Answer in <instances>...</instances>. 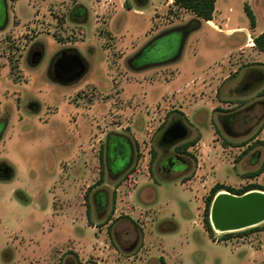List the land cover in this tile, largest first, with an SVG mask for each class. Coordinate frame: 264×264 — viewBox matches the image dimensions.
<instances>
[{
	"label": "rangeland",
	"instance_id": "374dc122",
	"mask_svg": "<svg viewBox=\"0 0 264 264\" xmlns=\"http://www.w3.org/2000/svg\"><path fill=\"white\" fill-rule=\"evenodd\" d=\"M80 2L90 7L89 18L86 11L75 14ZM168 2L153 15L148 0H131L133 8L122 0H0V29L9 17L0 30V166L8 170L0 173V264H128L132 253L141 264L147 254L139 251L147 249L140 222L150 212L140 209L136 220L129 212L149 204L147 188L156 192L159 219L172 211L179 223L161 239L166 264H264V221L224 238L230 231L214 228L211 237L203 220L215 183L264 182V167L252 174L264 163V80L243 88L246 70H264V62L238 65L237 50L229 63L221 60L232 39L217 26L229 18V26L247 28L253 37L264 27V0H217V20L208 23ZM85 17L83 35L78 21ZM62 41L75 44L88 64L80 84L64 94L50 68L63 53ZM38 44L41 62L32 66L39 56L30 52ZM209 65L219 71L195 83L194 73ZM236 113L239 132L229 134L219 115ZM176 116L189 129L181 141L192 142L184 154L191 165L168 176L177 180H163L158 161L175 147L158 140ZM116 133L134 149L131 168L118 176L110 174L109 155L116 173L130 156ZM190 179L195 195L178 183ZM97 190L106 194L98 212ZM114 213L113 225L102 231ZM122 218L138 226L134 246L126 239L131 233L115 232ZM159 229L154 223V233Z\"/></svg>",
	"mask_w": 264,
	"mask_h": 264
},
{
	"label": "crops",
	"instance_id": "0c3cea01",
	"mask_svg": "<svg viewBox=\"0 0 264 264\" xmlns=\"http://www.w3.org/2000/svg\"><path fill=\"white\" fill-rule=\"evenodd\" d=\"M122 1L125 2L126 0H122ZM128 1H129V3H131V0H128ZM148 1L152 4V6H151L152 10L151 11H152L153 15H154V13H156L157 11H159L161 9L159 4H160V2H162V0H148ZM171 3H173V0H169V2L167 4V7H169L171 5ZM134 6L135 5H133V7ZM133 7H131V8H133ZM82 11H86L87 17L89 18L90 7L87 4L81 3V6H79V10H76L75 14L76 15H81ZM217 11H218V8H217V0H216V9H215V12H214L213 19H211V21H213V22L215 20H217L216 19L217 18L216 17ZM87 17H85L84 19H80L81 21H78V25L81 27V32H82L83 35L85 34L84 33V29H83L84 22L86 21ZM8 19H9V17H8ZM204 21H205L204 23H208L206 20H204ZM227 21H229V18L226 19V24L224 25V27H222L221 25H217L219 27V29H221L222 31L216 30L218 32L223 33L227 38L232 39V43L228 47L226 55L223 56L221 60L225 61V63H229V59H231L229 53L232 50H237L239 52V54H241V58H240L241 62H239L238 65H244V64L249 63V62H258V61L264 62V51H262L259 48H257L255 46V44H254V36H256L259 33H261L264 30V27L260 28V29H258L256 31H253L254 36L252 37V35H250V32H248L247 28H246V31H244V30H242L243 27H239V26L231 27V26L228 25ZM8 22H9V20H8ZM8 24L9 23H6L5 25H3L0 30H3V31L6 30L8 28ZM247 35H249L248 39H247ZM250 39H251V41H250ZM40 44H41V42H40ZM40 44H38L36 47L40 48L41 47ZM62 45H63L62 46L63 53L71 51V52L75 53L76 56H78V55L82 56V54H80V52H78V49H77L75 44L74 45H70L67 42L62 41ZM41 58L38 61H33L32 60L33 63L31 65L32 66L38 65L41 62ZM219 64H221V65H217V66H222V63H219ZM20 68L22 69L23 65H20ZM50 68L52 69V72L60 70V66H57L55 64V60L52 61V64H51ZM50 68H49V70H50ZM207 68H209V69H207ZM256 68H259V67H253V68L247 69L246 70V74L249 71H251L253 69H256ZM204 70L203 69L202 70L198 69L197 72L194 73V78H195L194 82L195 83H197V81H201L202 83H206V82H208L210 77H212L215 73H217V72H215L216 70L219 71L218 68H216V69H214L213 67L211 68V65L205 66ZM56 82H58L59 86L61 87L60 91L63 93V92L66 91V89L75 88L76 87L75 84H78V83L80 84L81 79H80V77L76 76V77H70L67 80L65 79V81L63 79H56ZM186 113H188V112H186ZM61 143L63 144L62 141H61ZM65 161H67V160H63L61 162H65ZM59 172L60 173H67L64 170L63 171H59ZM67 177H68V173H67ZM169 179L170 180H177V179H174V178H169ZM169 179H163V180H169ZM192 181L193 180L190 179L187 182L178 181V183H180V185L184 186L186 189H189V192L192 193L193 195H195V191H194L195 189H193L192 186H189V185L192 184ZM149 182L154 183L155 180L153 178H150ZM98 192H99V194L97 195V202H95L96 207H97L96 208L97 212L100 211V208H102V206H103V204L105 202V197H106V194H105V192L103 190H97L96 193H98ZM142 193H143L144 199H146L147 203H149V204L144 206L143 208H139V210H136V209L131 210V212H129V215L136 220L138 216H140V217L142 216L143 217V213H144L143 210L150 212V214L147 215L150 218L147 219L144 222H140V225L142 226V229H143V233L141 235L142 236V241H143V247L146 248L147 251L146 252L142 251L143 250V248H142L139 251V253L140 254H142V253H146L147 254L146 258L142 259V263L141 264H145V262H150V264H159L161 256H164V258L167 259L166 256L164 255V252L166 251V249L164 248V243L161 241V239L167 238L170 235L169 232L177 230L178 227H179V223L176 220V218L174 217L175 213L172 212V211H170L166 215V217L162 216L161 219H159V216L157 215V209L154 206V204L152 203V202H155L154 200L156 198V194H155L156 192H154L152 188L144 189L142 191ZM63 202H66V201H63ZM62 204H64V203H62ZM105 204H106V202H105ZM140 209H143V210H140ZM118 215L119 214H115L114 213V217L113 218H110L106 223L101 225L100 228L102 229V231H105V229H107L111 225H113L114 220L118 217ZM185 216H188V215L186 214ZM160 220H161V222H160ZM189 221H191V218L189 219ZM157 222L160 225V229H159L158 233H154L153 225H154V223H157ZM131 223L132 222L128 218H126V219L122 218V219L119 220V222H117V224H115V228L114 229H115L116 233H123L126 236H128V234L131 233L132 236L129 237V238H126V239H130V240L132 239L131 243L133 242V243L137 244L139 239L137 240V237L135 236V234H136L135 233V228H136V231H137L138 226H136L137 224H135V223H132V224ZM167 224H169V227L166 226ZM127 225L128 226L131 225V226H129L127 228ZM93 227L95 228V227H97V225H94ZM102 237H103V234H102ZM154 237L160 239L158 244L156 243L157 241H154V239H153ZM78 242L80 243V241H78ZM155 249L157 250L156 252H155ZM77 252L80 253L79 251H77ZM135 256H136V254L132 253L130 256L126 257V261L128 262V264H139V263H135L134 262L135 261L134 260ZM82 261H84V260H82Z\"/></svg>",
	"mask_w": 264,
	"mask_h": 264
},
{
	"label": "flooded vegetation",
	"instance_id": "af4514ba",
	"mask_svg": "<svg viewBox=\"0 0 264 264\" xmlns=\"http://www.w3.org/2000/svg\"><path fill=\"white\" fill-rule=\"evenodd\" d=\"M1 14H0V18H1ZM8 17H6V20L4 22L3 25H5L6 23H8ZM2 25V26H3ZM42 50L40 48L37 47H32L31 50V54L33 55H38L40 54L42 56ZM41 58V57H40ZM55 64L57 66H60V70L57 71H53L56 79H64L66 77V75H70V77H81L83 74H85V72L87 71L88 68V64L87 61L85 60L84 57H82L81 55L76 56L75 53L68 51V52H64L61 56H58L55 58ZM246 76H248V80L243 82V88H247V86L250 87V85L257 84L261 81L264 80V70L260 69V68H256L253 69L251 71H249ZM236 114H231V115H219V120L221 122V125L223 126V129L228 132L229 134H236L239 131L237 130V128H235V118H236ZM182 124L185 126V124L182 122V120L176 116L174 117V119L164 127L160 138L158 140L159 144L163 147H167L170 145H174L175 147V151L170 152V153H166L164 152V154L161 156V158L158 161L157 164V170L159 173L164 175V179H169L172 177H168L171 176L172 174L176 173V172H182L187 170L190 165H191V161L189 159H187L185 157V152L189 149L187 148L185 152L180 151L177 149V146L181 143H183V141H181L185 136H187V134L189 133V129L186 127L187 129V133L180 137L179 135L180 130H179V125ZM115 137H120L121 140H123V144L120 146L122 148V152H124V155L126 156H130V161L128 162V164L123 167L120 168L119 171L116 173L114 171H116V163L115 161H113L109 155V164H110V174L112 175H120L123 174L124 172H126L128 169L131 168L132 164H133V154H134V149L133 146L130 142V140L122 135V134H115ZM261 155V152L259 150H255L252 152L251 156L252 158H259ZM153 157V155H151V158ZM9 169V168H8ZM8 170H7V165H1L0 166V173L2 174H7ZM99 194L95 192L94 194V200L95 202H97V195ZM135 243H131V245L133 246Z\"/></svg>",
	"mask_w": 264,
	"mask_h": 264
},
{
	"label": "water",
	"instance_id": "95a60500",
	"mask_svg": "<svg viewBox=\"0 0 264 264\" xmlns=\"http://www.w3.org/2000/svg\"><path fill=\"white\" fill-rule=\"evenodd\" d=\"M39 58H33L38 61ZM180 137L187 133L184 125H179ZM255 190V191H253ZM249 190L243 194L220 193L218 191L210 206V221L215 229L233 231L258 224L264 219V191Z\"/></svg>",
	"mask_w": 264,
	"mask_h": 264
},
{
	"label": "trees",
	"instance_id": "16d2710c",
	"mask_svg": "<svg viewBox=\"0 0 264 264\" xmlns=\"http://www.w3.org/2000/svg\"><path fill=\"white\" fill-rule=\"evenodd\" d=\"M173 3L180 8L193 12L196 15L197 17L196 19L198 21L200 20L208 21V20L213 19L214 12L216 9V0H173ZM125 5L128 8H131L128 0L125 1ZM244 9H245L247 16L249 17L250 24L252 26H255L256 17H255L254 11L252 10V8L250 7L248 3L244 4ZM254 44L257 48L264 51V30L258 35L254 36ZM191 143H192L191 141L183 142L177 146V149L185 152L186 149L189 147V145H191ZM263 167H264V163L258 170H256L252 174L260 173L263 170ZM222 189H227L229 192L234 193V194H243L253 189L264 190V182L263 183L254 182V183L247 184L240 188H236L230 185H225L221 182H217L212 186L205 200V207H204V214H203L205 228L207 229L211 237L214 234V227L212 226V223L210 221V206H211V203H212V200L215 194ZM254 229H257V228H250L248 230H241V231L225 232L223 234V237L229 238L234 235H241L248 231H252ZM160 262L161 264H166V259L164 258V256L160 257Z\"/></svg>",
	"mask_w": 264,
	"mask_h": 264
},
{
	"label": "bare ground",
	"instance_id": "6f19581e",
	"mask_svg": "<svg viewBox=\"0 0 264 264\" xmlns=\"http://www.w3.org/2000/svg\"><path fill=\"white\" fill-rule=\"evenodd\" d=\"M209 22H210V20H209ZM257 190V189H256ZM253 191H255V190H253ZM220 193H228V191H225V190H220ZM264 221V219H262V220H260L258 223H261V222H263ZM216 230H218V231H221V230H219V229H216Z\"/></svg>",
	"mask_w": 264,
	"mask_h": 264
}]
</instances>
